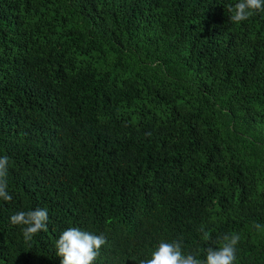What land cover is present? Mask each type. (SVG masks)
Returning a JSON list of instances; mask_svg holds the SVG:
<instances>
[{"label": "trees", "instance_id": "1", "mask_svg": "<svg viewBox=\"0 0 264 264\" xmlns=\"http://www.w3.org/2000/svg\"><path fill=\"white\" fill-rule=\"evenodd\" d=\"M238 2L0 0V264H61L73 227L105 238L92 264L224 235L264 264V6ZM36 208L26 242L10 217Z\"/></svg>", "mask_w": 264, "mask_h": 264}, {"label": "clouds", "instance_id": "2", "mask_svg": "<svg viewBox=\"0 0 264 264\" xmlns=\"http://www.w3.org/2000/svg\"><path fill=\"white\" fill-rule=\"evenodd\" d=\"M264 0H239L234 6L229 5L230 21L239 23L249 18L254 12L262 9ZM9 157H0V199L10 201L12 196L6 191ZM48 210L36 208L30 211H19L11 215L10 221L14 225L23 226L24 240L30 241L35 234L46 230ZM259 230L262 226L255 225ZM239 235H224L223 243L217 248L207 249L206 259L200 261L192 254H182V242L161 243L152 253V258L141 260L139 264H233L235 260V246L239 241ZM106 243L105 238L93 235L79 228H68L63 231L56 241L57 255L62 257L61 264H92L99 255L101 246Z\"/></svg>", "mask_w": 264, "mask_h": 264}]
</instances>
